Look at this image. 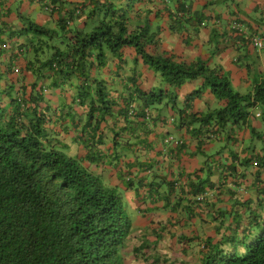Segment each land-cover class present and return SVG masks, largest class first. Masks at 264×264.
<instances>
[{
  "label": "trees",
  "instance_id": "16d2710c",
  "mask_svg": "<svg viewBox=\"0 0 264 264\" xmlns=\"http://www.w3.org/2000/svg\"><path fill=\"white\" fill-rule=\"evenodd\" d=\"M58 1L40 0L49 13L60 9L56 7ZM142 1L86 0L78 3L66 17L59 14L55 28L35 23L18 13L21 27L1 29L0 264H125L123 251L133 230L132 219L117 189L105 185L88 171L83 157L70 155L69 142L50 135L47 123L51 117L47 113L55 110L45 98L46 86L39 85V80L49 76L53 79L50 85L55 87L60 82L74 83L73 79L77 78L75 98L86 109V123L80 136L84 145L104 142L101 124L119 106L110 89L113 82L93 73L108 68V56L117 60L118 72L123 70L127 48L134 49V62L141 58L173 90L147 94L136 86L132 94L121 97L123 106L119 115L124 118L147 114L145 108L154 102L160 103L165 97L175 101L176 89L194 79L203 80L202 88L186 97L187 100L192 95H200L205 88L221 101L218 108L198 117L190 116L191 123L198 124L195 128L198 133L206 126L211 127L209 132L224 130L228 124H242L252 108L264 107V79H255L253 89L242 93L221 66L204 60L177 61L170 51L160 52L156 29L151 30L149 20H142L139 15ZM186 7L188 4L180 6L175 25L184 17ZM81 16L85 26L90 20L89 28H71V21ZM58 29L62 30L61 36ZM253 31L246 34L233 27L230 35L237 34L241 41L253 45ZM54 38L61 41L60 46L55 45ZM149 45L153 52L147 51ZM46 50L50 53L44 56ZM20 58L26 62L24 70L32 71L36 77L30 85L26 83L23 68H18ZM36 63H40L37 71ZM14 72L18 74L16 77L12 76ZM137 99L144 104L134 110ZM61 111H58L59 118H65L67 114ZM256 116H261L264 124V112ZM263 156L255 162L263 163ZM86 160L92 162L93 158ZM241 163L248 165L254 161L250 157ZM232 172L228 169V173L232 175ZM210 186L206 180L190 183L183 210L192 213L195 210L192 197L209 190ZM148 187L149 194L157 195L152 183ZM170 187L173 188L172 183ZM181 202L179 199L177 204ZM238 203L250 213L248 220L244 223L235 216L230 223L232 227L229 226L230 234L222 233L221 226L218 227L219 239H205L198 264H264L261 202L253 209ZM149 245V241L141 244L132 254H140Z\"/></svg>",
  "mask_w": 264,
  "mask_h": 264
},
{
  "label": "crops",
  "instance_id": "0c3cea01",
  "mask_svg": "<svg viewBox=\"0 0 264 264\" xmlns=\"http://www.w3.org/2000/svg\"><path fill=\"white\" fill-rule=\"evenodd\" d=\"M84 1L59 0L56 7L60 9L49 13L40 0H0V33L3 28L21 27L18 13L35 23L55 28L58 14L66 17ZM187 4L184 17L175 25L180 6ZM140 5L141 19H148L151 30L157 31L156 44L160 52L170 51L177 61L204 60L221 66L242 93L253 89L251 75L254 81L264 79V47L258 50L251 43L241 41L237 34L230 35L235 27L246 34L254 30L252 36L263 38L264 0H143ZM83 18L75 17L70 25L88 29L90 20L85 26ZM213 33L216 36L212 37ZM151 45L146 48L149 52L154 51ZM45 52L44 56L50 53ZM134 57V49L127 48L123 70L118 72L117 60L108 56V68L93 73L113 82L110 89L119 104L114 107L113 116L101 124L104 142L84 145L80 137L86 123V109L75 98L77 78L73 79L74 83L61 84L59 80L55 87L50 85L53 79L49 76L38 81L39 85L46 86L45 98L55 110L47 113L51 117L48 130L53 138L69 142L68 153L83 157V165L101 182L125 195L133 222L125 247V264H198L203 241L207 237L219 239L218 227L221 226L222 233L230 234L229 226L232 227L230 223L235 216L244 223L248 220L244 217L247 209L238 202L252 209L261 202L259 208L264 212V162H255L261 160L264 148H257L254 143L260 136L264 145V130L257 120L248 119L242 124H228L219 131L214 128L208 132L211 127L206 126L198 133L195 130L198 124L191 123L190 116L198 117L221 105L205 88L200 95L186 99L202 88V79L187 80L177 88L175 101L165 97L160 103L154 102L145 108L147 114L124 118L119 115L123 106L121 97L126 98L137 89L147 94L173 90L158 71L141 58L134 62ZM22 59L17 61L18 68H23L26 83L30 85L36 77L32 71L24 70L26 62ZM39 66L40 63H36V71ZM44 73L49 71L44 70ZM17 75L14 72L12 76ZM143 104L137 99L134 110ZM61 108V113L67 114L65 118H59ZM169 136L182 143L166 142ZM217 141L223 145L214 146ZM250 157L254 163H241ZM230 168L232 175L228 173ZM202 180L212 184L209 194L200 210L187 213L183 210L189 198L187 186ZM149 183L156 188L157 195L149 194ZM179 199H182L181 205L177 204ZM147 241L150 245L134 256L132 250Z\"/></svg>",
  "mask_w": 264,
  "mask_h": 264
},
{
  "label": "rangeland",
  "instance_id": "374dc122",
  "mask_svg": "<svg viewBox=\"0 0 264 264\" xmlns=\"http://www.w3.org/2000/svg\"><path fill=\"white\" fill-rule=\"evenodd\" d=\"M36 12V11H35ZM59 15V14H58ZM58 15H57V17H58ZM33 16V15H32ZM89 24H90V22H89ZM47 25V24H46ZM71 28H75L74 27V25L72 24L71 25ZM57 33H59V36H61L62 35V30L60 29H58V32ZM60 39V38H59ZM62 39H64V37L62 36ZM53 42L55 43V45H58V46H60V44H61V41L59 42L56 38H54L53 39ZM57 43V44H56ZM261 50V49H260ZM224 71H226V70H224ZM251 81L252 82H254V76L253 75H251ZM153 110V109H152ZM264 112V107H256V108H252L251 110H250V112H252L249 116H248V119H252V120H257L258 122H259V126H261L262 127V130H264V124H263V122H262V117L261 116H254V114L256 113V112ZM257 115H258V113H257ZM247 119V120H248ZM236 128V127H235ZM264 133V132H263ZM261 137L260 136H257L256 137V139H255V145L257 146V148H264V145H263V142H262V140L260 139ZM248 144H250V143H248ZM247 144V146H249ZM220 145H223L222 143H220V142H215L214 143V146H220ZM153 164V163H152ZM154 165V167L156 168V165L155 164H153ZM172 173V172H171ZM118 191V193H119V195H120V197H121V201H122V205H123V207H124V209H125V211H126V209H127V200L125 199V195H123V192L122 191H120L119 192V190H117ZM242 208H243V206H242ZM244 209V208H243ZM196 211H198L199 209H195ZM126 213L127 214H130V215H132V213L127 209V211H126ZM248 215H250V213H248L247 211H246V214L244 215V217L245 218H247L248 217ZM124 253H125V255H126V253H127V251L126 250H124L123 251Z\"/></svg>",
  "mask_w": 264,
  "mask_h": 264
},
{
  "label": "clouds",
  "instance_id": "9594fccd",
  "mask_svg": "<svg viewBox=\"0 0 264 264\" xmlns=\"http://www.w3.org/2000/svg\"><path fill=\"white\" fill-rule=\"evenodd\" d=\"M259 38L260 40H261V42H262V46L261 47H257L256 45H255V43H254V38ZM263 38H261V37H258L257 35H254V36H251V40L253 41V45L256 47V49H262L263 47H264V36H262ZM166 142H168V143H173V144H176V145H178V144H181L182 143V141L181 140H178V139H174L172 136H169V137H167L166 138ZM201 193H205V196H204V199L202 200V201H197V200H195V196L197 195V194H201ZM195 196H191L192 197V199H194V201H195V204H194V208L195 209H201V207H202V204L205 202V200H206V198H207V196H208V194H209V190H205V191H202V192H199V193H197ZM205 241V240H204ZM204 241H203V244H202V246H204Z\"/></svg>",
  "mask_w": 264,
  "mask_h": 264
},
{
  "label": "built area",
  "instance_id": "2783aa9c",
  "mask_svg": "<svg viewBox=\"0 0 264 264\" xmlns=\"http://www.w3.org/2000/svg\"><path fill=\"white\" fill-rule=\"evenodd\" d=\"M253 41H254V43H255V45L257 47H261L262 46V42H261V40L259 38L256 37V38H254ZM204 196H205V193L197 194L195 196V200L202 201L204 199Z\"/></svg>",
  "mask_w": 264,
  "mask_h": 264
}]
</instances>
